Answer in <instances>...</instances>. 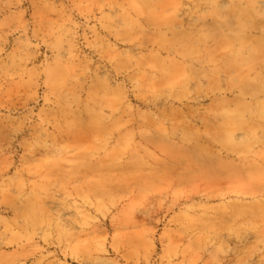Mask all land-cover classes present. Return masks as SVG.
Listing matches in <instances>:
<instances>
[{
    "label": "rangeland",
    "instance_id": "374dc122",
    "mask_svg": "<svg viewBox=\"0 0 264 264\" xmlns=\"http://www.w3.org/2000/svg\"><path fill=\"white\" fill-rule=\"evenodd\" d=\"M0 264H264V0H0Z\"/></svg>",
    "mask_w": 264,
    "mask_h": 264
}]
</instances>
